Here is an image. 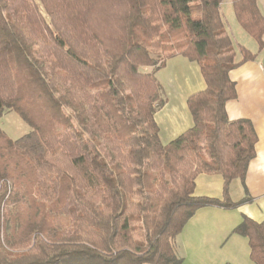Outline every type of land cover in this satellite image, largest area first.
Segmentation results:
<instances>
[{"label":"trees","instance_id":"1","mask_svg":"<svg viewBox=\"0 0 264 264\" xmlns=\"http://www.w3.org/2000/svg\"><path fill=\"white\" fill-rule=\"evenodd\" d=\"M230 1L262 52L258 0ZM223 2L0 0V118L32 128L17 140L0 128V264H182L175 242L198 210L250 201L230 184L258 136L226 105L230 72L257 54L234 44ZM175 56L200 65L206 89L188 99L194 126L163 144L155 73ZM201 174L224 178L222 199L195 195ZM233 233L264 264V222Z\"/></svg>","mask_w":264,"mask_h":264},{"label":"crops","instance_id":"2","mask_svg":"<svg viewBox=\"0 0 264 264\" xmlns=\"http://www.w3.org/2000/svg\"><path fill=\"white\" fill-rule=\"evenodd\" d=\"M258 4L261 10L259 0ZM249 41L250 47L234 43L246 47L257 57L230 72V78L236 83L237 97L227 103L226 113L230 121L249 120L258 136L256 156L245 179H236L230 184L233 201L245 198L250 201L235 209L198 210L175 242L183 258L182 264H255L250 258L248 239L233 233L244 217L264 222V51L259 52L258 44ZM155 76L162 87L163 100L155 120L162 143L168 144L194 126L188 99L205 90L206 82L200 65L183 56L168 59ZM223 188L224 178L220 174H201L196 179L195 195L222 199Z\"/></svg>","mask_w":264,"mask_h":264},{"label":"rangeland","instance_id":"3","mask_svg":"<svg viewBox=\"0 0 264 264\" xmlns=\"http://www.w3.org/2000/svg\"><path fill=\"white\" fill-rule=\"evenodd\" d=\"M259 2L264 15V0H259ZM221 13L226 28L230 33L235 44H241L250 47L249 40H251V42H255V44L257 43L240 26L235 16L234 9L230 0H224L221 8ZM154 55L156 58L161 59L163 54L162 52L157 51ZM153 70L154 69L151 67L143 68V71L147 73H153ZM0 128L13 140H17L32 131V128L26 122H24L15 112L11 111L6 112L0 118Z\"/></svg>","mask_w":264,"mask_h":264}]
</instances>
